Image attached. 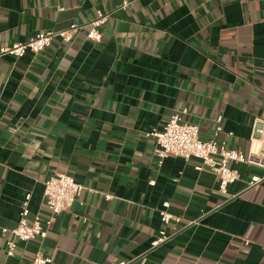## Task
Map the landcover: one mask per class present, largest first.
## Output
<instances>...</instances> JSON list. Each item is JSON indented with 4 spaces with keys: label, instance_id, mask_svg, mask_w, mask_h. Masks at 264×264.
<instances>
[{
    "label": "crops",
    "instance_id": "crops-1",
    "mask_svg": "<svg viewBox=\"0 0 264 264\" xmlns=\"http://www.w3.org/2000/svg\"><path fill=\"white\" fill-rule=\"evenodd\" d=\"M99 11L111 14L101 43L81 33L0 57V226L18 225L28 196L30 214L51 220L12 257L0 232V264H264V180L249 186L264 170L231 163L240 179L223 194L199 160L159 165L149 136L181 114L210 140L221 117L219 143L258 151L264 0H0V50ZM59 173L86 189L53 215L45 182Z\"/></svg>",
    "mask_w": 264,
    "mask_h": 264
},
{
    "label": "built area",
    "instance_id": "built-area-1",
    "mask_svg": "<svg viewBox=\"0 0 264 264\" xmlns=\"http://www.w3.org/2000/svg\"><path fill=\"white\" fill-rule=\"evenodd\" d=\"M111 14L98 12L97 17L84 24L73 23L68 28L59 31H46L38 33L27 42L17 43L11 47L2 48L1 56H12L22 58L28 52L38 54L51 46L54 40H61L70 43L78 34H85L86 38L93 43H101L103 39L102 28ZM187 111H184L186 114ZM221 117L217 120V127L212 139L204 140L201 137L200 128L197 125L189 124L184 121L181 114L172 116L163 126L162 130H153L149 136L156 139L157 148L155 155L159 165L169 157L182 158L185 161L196 159L200 165L196 167L198 171L209 168L219 179V191L227 194L228 186L234 184L240 179L237 170L230 167V164L242 163L253 165L264 170V120L257 119L254 124V137L258 140V151H251L249 154L229 149L225 143H219L218 134L222 132ZM264 180V176H252L250 187L257 186ZM85 186L77 183L76 180L66 174L59 173L50 177L45 182L44 197L47 207L51 214L60 215L66 209L78 202L85 191ZM23 204L18 225L9 230L0 226V232L3 236L11 234L14 240L7 242V256L12 257L15 253V240L21 242H31L38 239H45L51 225V220L44 219L41 216H32L28 208V201ZM110 198V197H109ZM170 204L168 202L162 205L159 210L160 218L163 224L168 225L176 218L169 212ZM169 236L166 232H161L160 236L153 242L152 246L157 247L165 242ZM50 257L38 254L32 264H50ZM123 264V263H122Z\"/></svg>",
    "mask_w": 264,
    "mask_h": 264
}]
</instances>
